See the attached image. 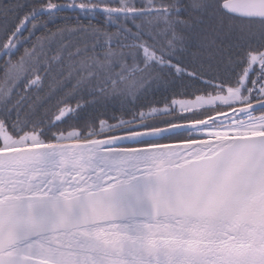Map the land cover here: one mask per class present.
<instances>
[{"label": "snow or ice", "instance_id": "6c2138e0", "mask_svg": "<svg viewBox=\"0 0 264 264\" xmlns=\"http://www.w3.org/2000/svg\"><path fill=\"white\" fill-rule=\"evenodd\" d=\"M0 264H264V0H0Z\"/></svg>", "mask_w": 264, "mask_h": 264}, {"label": "rangeland", "instance_id": "374dc122", "mask_svg": "<svg viewBox=\"0 0 264 264\" xmlns=\"http://www.w3.org/2000/svg\"><path fill=\"white\" fill-rule=\"evenodd\" d=\"M190 114V113H189Z\"/></svg>", "mask_w": 264, "mask_h": 264}]
</instances>
